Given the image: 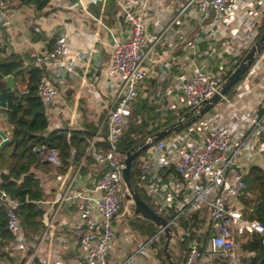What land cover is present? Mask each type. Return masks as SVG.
I'll use <instances>...</instances> for the list:
<instances>
[{"label": "built area", "instance_id": "1", "mask_svg": "<svg viewBox=\"0 0 264 264\" xmlns=\"http://www.w3.org/2000/svg\"><path fill=\"white\" fill-rule=\"evenodd\" d=\"M127 3L120 11L124 36L112 43L103 70L110 79L112 100L102 115V129L96 130L87 142L79 163L58 175L56 191L45 203L48 211L42 213L41 233L32 242L23 237L15 205L1 196L6 207L5 228L10 236L3 251L26 258V264L32 260L38 264H111L113 257H121L117 264H134L141 258L150 264H162L153 246L162 229L137 247L132 246L129 221L134 214L123 199L124 156L117 150L139 87L149 76L146 67L156 62L150 61L149 55L156 47H165L168 52L182 41L185 48L192 49L193 43L185 38L192 28L182 29L188 20H193L194 29L210 42L209 51L214 55L220 53L215 69L204 59L181 57L188 64V73L177 76L164 96L170 98L168 103H182L190 109L216 92L227 71L223 57L228 50H235L228 61L234 67L236 56L252 46L264 18V0ZM5 13L6 1L0 0V17L5 18ZM148 19L152 36L145 26ZM66 55L67 41L57 37L50 51L34 58L32 67L42 71L45 65L58 62L71 74L72 68L64 62ZM171 59L169 56L164 63ZM254 64L260 65L264 85V49ZM57 94L53 79L42 72L35 87L40 108L46 112ZM221 101L228 102L225 97ZM236 109L242 111L245 123L238 135H233L225 125L200 131L191 124L146 151L150 162L143 166L140 180L155 213L176 240L168 242L170 258V247H179L181 264H256L259 254L244 246L255 235H263L264 249V226L247 220L238 206L245 189L243 177L253 160L262 155L264 163V94L246 111ZM139 122L137 117L136 123ZM241 156L243 160L238 161ZM41 157L51 167H61L57 151L44 150ZM87 160L92 162V172L81 175ZM67 229L68 235L63 233ZM71 248L76 249L78 257L61 263V255ZM126 251L127 256L123 257Z\"/></svg>", "mask_w": 264, "mask_h": 264}, {"label": "crops", "instance_id": "2", "mask_svg": "<svg viewBox=\"0 0 264 264\" xmlns=\"http://www.w3.org/2000/svg\"><path fill=\"white\" fill-rule=\"evenodd\" d=\"M57 1L50 0L47 8L41 14L35 13L31 7L17 6L13 2H8L5 18L0 17V49L3 47V56L7 54L26 55L29 59L33 58L34 60L35 57L52 49L53 44L50 46L48 41L53 36L64 37L67 41V55L64 62L66 63L65 65H69L72 68V73L64 71L58 62L49 63L42 70L43 73L49 74L53 79L58 92L45 112L49 124L48 129L81 130L85 125H90L94 128V135L96 130L102 129L100 127L102 115L112 100L110 97V79L104 74L103 70L107 67L112 43L122 40L124 36L120 11L126 4L128 6V3L127 0ZM145 26L149 35L152 36V33H150L151 19L145 22ZM188 27L192 29L185 38L190 41V44L193 43V48H185L184 41L177 43V46L168 52H166L165 47H156L149 55L150 61L154 60L156 62L147 65L146 69L149 72V76L142 83V86L139 87L137 93L140 96V100L147 101L148 106L153 108L155 113L157 112L160 116H162L163 111L171 110L172 107H185L182 103L177 105L168 103L170 98L164 96V91L174 82L177 76L188 73V64L181 58L183 55L196 60L204 59L205 64L211 65L212 63L214 69L218 63L216 60L217 55L212 54L208 49L210 42L207 41L203 34L198 33L194 29L195 22L193 20H188L182 29ZM49 48L51 49L49 50ZM169 56L172 59L165 64L164 61ZM24 64L28 65V61H25ZM260 69V65L253 64L247 70L244 79L236 86L232 96L225 98L228 100L227 103L220 101L191 123L195 130L202 131L225 125L233 135H238L243 131L245 123L241 117L242 111L236 108H242L243 111H246L257 104L260 96H258V88L254 85L253 80L255 76L261 74ZM15 85L19 90L24 88L22 82L15 81ZM136 100L139 99L136 98ZM153 101H156V106ZM156 126L157 123L154 122L147 127V131ZM8 131L9 126L6 123L5 114L0 112V132L4 133L7 138ZM242 160L243 157H239L238 161ZM87 162L89 163L87 164ZM262 162V155L257 156L253 160L251 167L256 166L263 170L264 163ZM90 163L92 164L90 160L84 162L85 167L81 169V175H84L87 171L92 172ZM0 173H4L2 168ZM53 173L41 177L38 175L42 179L46 196L44 201L38 203L42 213L48 211L45 203L53 197L56 191L58 177H60L58 175H62L65 172L62 174ZM49 190H52L51 195L48 194ZM124 219L127 224V217H124ZM41 228L38 235L34 238L40 235ZM62 229L64 230L65 227H62ZM68 230L63 233L68 235ZM131 234L134 237L132 231ZM132 246L136 247L133 241ZM176 248L179 249L182 260L181 249L177 246ZM3 253L13 257L14 260L12 263H8L3 257L0 259V264H20L22 260L24 261L23 264L27 262L26 258H21L10 250L8 252L3 251ZM126 256L127 251L124 252L123 257ZM77 257L76 249L71 248L70 251L61 255L60 262L67 263ZM120 259L121 257H113L110 259V263L117 264ZM33 261L35 260L28 264ZM134 264H148V262L146 259L141 258Z\"/></svg>", "mask_w": 264, "mask_h": 264}, {"label": "trees", "instance_id": "3", "mask_svg": "<svg viewBox=\"0 0 264 264\" xmlns=\"http://www.w3.org/2000/svg\"><path fill=\"white\" fill-rule=\"evenodd\" d=\"M5 1L6 7H8V2H13L17 6L31 7L37 14H41L50 2V0ZM263 28L264 18L261 20L258 35L254 42L257 41ZM57 36H53L48 41L50 46ZM246 52H242L241 56L235 59L236 63L232 69L239 64ZM3 55L2 47L0 49V104L2 106L0 112L5 114L9 131L7 143L0 147V169L4 170V173H0V259L5 257L6 262L12 263L13 257L2 251L4 246L10 242V236L5 228L6 207L1 196H6L15 205V213L21 225L23 237L27 242L32 241L38 235L42 225V209L38 203L44 201L46 197L42 179L37 178L38 175L40 177L48 176L53 172L54 174H62L70 165L76 166L84 155L87 142L92 137L94 128L85 125L81 130H49L45 111L40 108L35 96V87L43 71L33 68V58L29 59L26 55ZM25 61H28V65L24 64ZM232 69L226 71L225 78L230 75ZM246 73L228 90L225 98L232 96L236 86L244 79ZM8 76L13 79L11 88L5 81ZM15 81L22 82L24 88L22 90L16 88ZM187 111L188 108L176 111L165 110L160 116L148 106L147 101L139 99L135 103L133 114L128 120L127 130L119 138L117 150L124 156L130 149L136 148L139 143L144 142L149 135L175 122L176 133L179 132L182 129V122H177V119ZM137 117L140 118L139 123H136ZM154 122L157 123V126L147 131V127ZM44 150L58 152L60 168H53L48 163L43 162L41 153ZM149 162V155L146 151L140 154L131 165L133 174L129 182L139 199L153 212H156L146 195L144 182L140 180L142 165H147ZM243 182L245 189L239 196L238 206L247 220L256 221L264 226V171L256 166L251 167L244 175ZM48 194L51 195L52 190H49ZM129 224L130 228L135 231L139 243H141L142 238L147 240L155 233L152 232L151 225L142 222L139 217L134 216ZM244 246L259 254V236H253L251 241ZM156 257L162 260V264H167L162 249L157 251ZM170 260L175 264L173 256ZM177 261L181 262V255ZM23 263L22 260L20 264ZM31 264L38 263L33 261Z\"/></svg>", "mask_w": 264, "mask_h": 264}, {"label": "water", "instance_id": "4", "mask_svg": "<svg viewBox=\"0 0 264 264\" xmlns=\"http://www.w3.org/2000/svg\"><path fill=\"white\" fill-rule=\"evenodd\" d=\"M264 49V28L259 35L257 41H255L249 50L246 52L239 64L232 70L229 76H227L220 84L215 93L209 98L203 100L198 106L188 109V111L177 119V122H182V129L201 117L207 111L217 105L222 98L226 95L228 90L235 85L247 70L254 64L256 57ZM9 88L12 86L11 76L5 79ZM187 120V121H186ZM176 122L172 123L154 133L149 135L144 142L139 143L136 148L130 149L124 154L123 169L121 170V182L123 186V199L130 204L132 212L135 216L144 219L148 225L157 227L158 230L162 229L161 235L164 238L163 252L164 259L167 264H174L170 260V251L167 250L169 241H176L171 230L166 227L164 220L153 212L149 206L141 201L135 191L130 186V179L132 178L133 171L131 170L132 163L136 158L147 151L151 146L157 142L165 139L166 137L176 132ZM7 138L4 133L0 132V147L7 143ZM38 153V151H36ZM47 163L46 161H43ZM264 263V249H263V235L259 237V261L256 264ZM181 264V263H180Z\"/></svg>", "mask_w": 264, "mask_h": 264}, {"label": "rangeland", "instance_id": "5", "mask_svg": "<svg viewBox=\"0 0 264 264\" xmlns=\"http://www.w3.org/2000/svg\"><path fill=\"white\" fill-rule=\"evenodd\" d=\"M253 43H254V41H253ZM251 47V46H250ZM249 47V48H250ZM249 48L246 50V51H248L249 50ZM245 51V52H246ZM242 53V52H241ZM241 53H239L238 54V56L240 57L241 56ZM236 54V51L235 50H228V54H225V56L223 57V62H225L226 61V66H225V70H229L230 68L232 69V67L230 66V65H228V61L234 56ZM220 53H218V55H217V58H216V60H217V62L218 61H220ZM238 56H236V57H238ZM211 63V62H210ZM211 65H212V63H211ZM218 64H216V66H217ZM233 70V69H232ZM253 83H254V85L258 88L257 89V92H258V96H261V95H263L264 94V85H263V83L261 82V76L260 75H257V76H255V78H254V80H253ZM140 96L139 95H137V98L138 99H140L139 98ZM136 101H138V100H136ZM154 102V101H153ZM154 105L156 106V101L154 102ZM164 106H165V104H164ZM167 107V106H166ZM170 107V106H169ZM185 107H181V106H175V107H172V109L171 110H179V109H184ZM133 114V113H132ZM139 118V117H138ZM139 219L142 221V222H145L146 224H147V222L144 220V219H142V218H140L139 217ZM151 228H152V232H155L153 235H155L156 234V232H157V227H154V226H152L151 225ZM131 231H132V233L134 234V237H133V244L137 247L138 245H140V244H142V242L143 241H145L146 240V238H142L141 239V243H139V240H138V238H136V235H135V231L133 230V229H131ZM163 245H164V238H163V235H159L158 236V238H157V241H155L154 242V246L156 247V249H157V251H159V250H161L162 248H163ZM170 247V246H169ZM171 248V251H172V256L175 258V264H180L178 261H177V259L180 257V255H181V253H180V251H179V249H177L175 246L173 247V246H171L170 247ZM148 264H150V262L148 263Z\"/></svg>", "mask_w": 264, "mask_h": 264}]
</instances>
